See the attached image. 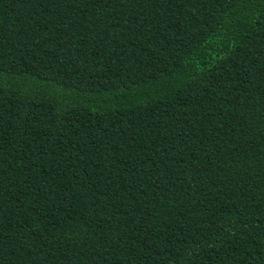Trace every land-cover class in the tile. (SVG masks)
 <instances>
[{
    "label": "trees",
    "instance_id": "obj_1",
    "mask_svg": "<svg viewBox=\"0 0 264 264\" xmlns=\"http://www.w3.org/2000/svg\"><path fill=\"white\" fill-rule=\"evenodd\" d=\"M0 264H264V0H0Z\"/></svg>",
    "mask_w": 264,
    "mask_h": 264
}]
</instances>
